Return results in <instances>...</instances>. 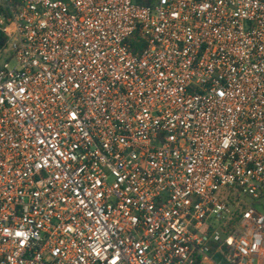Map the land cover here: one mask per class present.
I'll return each instance as SVG.
<instances>
[{"label": "built area", "instance_id": "2783aa9c", "mask_svg": "<svg viewBox=\"0 0 264 264\" xmlns=\"http://www.w3.org/2000/svg\"><path fill=\"white\" fill-rule=\"evenodd\" d=\"M0 264H264V0H0Z\"/></svg>", "mask_w": 264, "mask_h": 264}, {"label": "rangeland", "instance_id": "374dc122", "mask_svg": "<svg viewBox=\"0 0 264 264\" xmlns=\"http://www.w3.org/2000/svg\"><path fill=\"white\" fill-rule=\"evenodd\" d=\"M246 205H250L251 204V200L249 199V198H247V199H243L242 200Z\"/></svg>", "mask_w": 264, "mask_h": 264}, {"label": "trees", "instance_id": "16d2710c", "mask_svg": "<svg viewBox=\"0 0 264 264\" xmlns=\"http://www.w3.org/2000/svg\"><path fill=\"white\" fill-rule=\"evenodd\" d=\"M143 4L144 5H148V4H150V2L149 1H144Z\"/></svg>", "mask_w": 264, "mask_h": 264}]
</instances>
